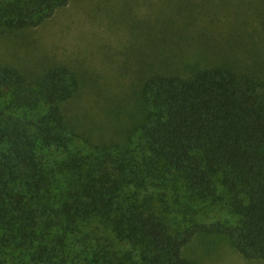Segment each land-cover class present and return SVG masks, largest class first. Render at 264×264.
I'll return each instance as SVG.
<instances>
[{
	"label": "trees",
	"instance_id": "1",
	"mask_svg": "<svg viewBox=\"0 0 264 264\" xmlns=\"http://www.w3.org/2000/svg\"><path fill=\"white\" fill-rule=\"evenodd\" d=\"M69 2L3 3L0 35L37 28ZM261 86L228 64L154 74L136 146L84 149L63 109L79 87L73 72L31 82L0 63V245L29 250L33 264H195L184 255L193 238L221 235L264 261ZM179 189L227 202L239 222L174 230L159 204Z\"/></svg>",
	"mask_w": 264,
	"mask_h": 264
},
{
	"label": "rangeland",
	"instance_id": "2",
	"mask_svg": "<svg viewBox=\"0 0 264 264\" xmlns=\"http://www.w3.org/2000/svg\"><path fill=\"white\" fill-rule=\"evenodd\" d=\"M0 63L31 82L56 67L70 69L79 87L63 109L80 145L134 148L145 119L143 85L154 74L189 77L228 64L254 76L264 92V0H70L41 26L0 35ZM226 203L179 189L159 207L182 230L236 225ZM27 254L14 243L0 245V264H33ZM184 255L195 264H264L244 259L221 235H196Z\"/></svg>",
	"mask_w": 264,
	"mask_h": 264
}]
</instances>
